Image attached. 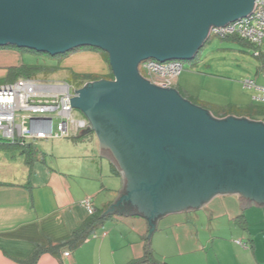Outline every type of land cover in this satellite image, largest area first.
Instances as JSON below:
<instances>
[{
    "label": "water",
    "instance_id": "obj_1",
    "mask_svg": "<svg viewBox=\"0 0 264 264\" xmlns=\"http://www.w3.org/2000/svg\"><path fill=\"white\" fill-rule=\"evenodd\" d=\"M254 6L255 0H0V47L56 55L90 46L109 54L114 79L93 81L71 98L88 132H97L126 172V193L103 217L135 210L149 219L151 240L159 218L198 210L216 194L264 201V123L216 118L139 70L148 59H193L212 26L247 16ZM101 113L116 128L99 124ZM127 155L146 163L147 173L126 170Z\"/></svg>",
    "mask_w": 264,
    "mask_h": 264
},
{
    "label": "crops",
    "instance_id": "obj_2",
    "mask_svg": "<svg viewBox=\"0 0 264 264\" xmlns=\"http://www.w3.org/2000/svg\"><path fill=\"white\" fill-rule=\"evenodd\" d=\"M179 82L180 77L176 85ZM87 132L47 139L58 140L48 152L32 141L36 149L31 164L20 146L0 141L4 149L21 148L19 152L0 151V264H28L39 246L68 240L92 218L82 205L85 198L92 197L95 210L105 213L123 194L125 170L105 152L98 134L97 146L78 138ZM105 178L112 179L107 183ZM221 195L229 194H219L201 208L220 204L222 212L210 218L188 215L185 221L162 228L156 239L162 238L163 243L158 245L155 239L152 246L158 260L165 264H264V201L247 202L246 196L230 193L237 200L229 206L223 197L216 202ZM111 212L106 218L113 216V223L102 221L79 247L45 251L32 264H146L140 258L149 240V219L135 210ZM131 217L137 218V224ZM168 228L169 234L163 232Z\"/></svg>",
    "mask_w": 264,
    "mask_h": 264
},
{
    "label": "rangeland",
    "instance_id": "obj_3",
    "mask_svg": "<svg viewBox=\"0 0 264 264\" xmlns=\"http://www.w3.org/2000/svg\"><path fill=\"white\" fill-rule=\"evenodd\" d=\"M256 52H260V55H257ZM58 60V58L49 57L36 51H21L11 46L0 47V84L8 82L5 75L9 66L21 64H56ZM60 61L62 69L59 72L48 77L40 75L38 78L46 81L72 82L70 75L77 73L97 75L100 77L98 80H101L106 79V76L111 71L102 54L96 49L84 48L61 58ZM182 62L184 70L179 76L180 82L177 86L185 96L187 95L195 100L204 102L208 106L210 105L216 113L222 107L231 105L246 109L250 106L259 112L260 115L258 117L264 121V102L254 100L253 93L255 91L243 86V80L245 79H252L258 85H264V41L261 46H252L235 37L230 39L210 37L193 59L182 60ZM246 109L244 110L245 112ZM74 113L78 117H85L78 109H75ZM78 138H84L97 146V137L93 130L84 135H79ZM0 141H4L1 133ZM57 142L58 140L56 139L35 141L38 149L47 152L51 151L53 145ZM8 148L12 149H4L0 145V151L19 152L21 150V148L14 146ZM110 179L112 178H105V181H111ZM219 197H223L229 206L237 200L236 196L229 194L218 196L216 202L219 200ZM214 208L216 209L215 212H213ZM221 209L223 207L220 204L217 207L215 205H211L210 207L206 205V207L198 210L175 212L162 216L158 222L157 231H154L151 238L152 246L155 244L154 240L160 235L162 228L169 227L170 224H175L179 220L185 221L188 215H190L189 217L204 215L210 218L211 215L222 212L220 211ZM112 220H114L113 216H110L104 218L102 221L113 223ZM129 220L137 224V218L131 217ZM220 220L224 222L221 223L224 225L225 221L223 220L225 218ZM197 222L201 223V221ZM205 224H208V221ZM167 230L169 228L163 232H168L169 234ZM156 242L158 245L163 243L162 238L159 241L156 239Z\"/></svg>",
    "mask_w": 264,
    "mask_h": 264
},
{
    "label": "built area",
    "instance_id": "obj_4",
    "mask_svg": "<svg viewBox=\"0 0 264 264\" xmlns=\"http://www.w3.org/2000/svg\"><path fill=\"white\" fill-rule=\"evenodd\" d=\"M209 37H235L252 46L264 41V0H255L251 13L222 26H212ZM260 55V52H256ZM140 73L160 87H175L184 70L182 60L148 59L139 65ZM243 86L255 90L256 101L264 102V86L255 80H243ZM76 89L68 81H46L20 77L0 84V133L5 140L35 142L49 138H68L90 127L86 117L75 115L71 98ZM89 215L94 214L92 197L82 201ZM65 255H69L66 252Z\"/></svg>",
    "mask_w": 264,
    "mask_h": 264
},
{
    "label": "trees",
    "instance_id": "obj_5",
    "mask_svg": "<svg viewBox=\"0 0 264 264\" xmlns=\"http://www.w3.org/2000/svg\"><path fill=\"white\" fill-rule=\"evenodd\" d=\"M230 38H234V37H228L225 39H230ZM241 40V39H240ZM11 47H15L20 49L21 51H36V50H32V49H28V48H19L18 46H14V45H8ZM84 48H90V49H96L98 50L103 58L105 59V61L108 63L109 65V69L111 70L110 73H108V75L106 76V79H114V73L113 70L111 68L110 62H109V54L106 51H103L99 48H95V47H90V46H81V47H77L74 48L68 52L65 53H60V54H56V55H52L49 54L47 52H39V53H43L49 57H53V58H58V63L56 64H21V65H13V66H9L7 68V73L5 75L6 80L9 82H14L15 80H17L20 77H26V78H36V79H40L38 78L40 75L43 77H48L54 73L59 72L62 69V65L60 64V59L70 55L73 52H76L78 50H83ZM38 52V51H36ZM97 75H92V74H77L74 73L73 75H70V80L68 81L69 83H71L76 89H81L85 86H87L88 84H90L91 82H93L94 80H98L100 79V77H95ZM42 80V79H41ZM175 88L180 92V94L187 100H189L192 103H195L205 109H207L214 117L219 118V119H224L230 115H234L236 117L239 118H247L250 120H254V121H258L261 120L263 121L260 117H258L260 114L257 110L251 108L250 106L246 108H242V107H236L234 105L231 106H227V107H222L217 113L214 112L211 108V106L206 105L204 102L198 101L197 99H193L189 96H185L183 94V92H181V90L178 88L177 85H175ZM246 109V112L244 111ZM8 143L13 144V145H17L20 146L23 150L24 153L27 154V160L28 163H32L34 161V149L35 145L33 144V142H26L23 140L20 141H9L7 140ZM34 147V149H33ZM105 210H100L97 211V209L95 210L94 214H92V218L91 220L82 228H80L79 230H77L76 232H74V234L65 242H63L62 244H58V245H54V246H49V247H43V246H39V248L34 252V254L32 255V257L29 260L28 264H32L34 263L39 256L44 253L45 251H51L52 249L54 250H58L61 248L66 247L67 245H70L71 248H77L80 245H82L92 234H94V232L96 231V229L100 226V223L102 222V220L106 217H102V214L104 213ZM239 218H242V216H239ZM139 261V260H136ZM140 261L146 263V264H162L163 262H161L160 260H158L155 256V252L154 249L152 247L151 241H149L148 239H146V243H145V252L142 258H140ZM165 264V263H163Z\"/></svg>",
    "mask_w": 264,
    "mask_h": 264
},
{
    "label": "flooded vegetation",
    "instance_id": "obj_6",
    "mask_svg": "<svg viewBox=\"0 0 264 264\" xmlns=\"http://www.w3.org/2000/svg\"><path fill=\"white\" fill-rule=\"evenodd\" d=\"M195 104V103H194ZM197 105V104H196ZM103 114L101 113V114H99V115H97L96 116V119L98 118V123L99 124H102V123H105L106 124V127L108 126L107 125V119L106 118H100V116H102ZM106 119V120H105ZM110 129H114V128H116V127H114L113 125L112 126H108ZM107 127V128H108ZM118 131V130H117ZM95 132V134H97V132L96 131H94ZM104 149V148H103ZM105 151H109L108 149H104ZM124 150V149H123ZM109 152H111V151H109ZM123 152H128V150H126V151H123ZM113 155V154H112ZM113 159L116 161V163L122 168V166H121V162L122 161H120L119 159H117L114 155H113ZM136 158H132V156H130V155H127V156H124V161H125V163H123L124 164V168H126V170H128V171H133L134 173H135V171H136V174L138 173H140V174H146L147 173V166H146V163H143V161L141 160V159H136ZM211 176V175H210ZM211 181H213V183H215L214 182V175H212L211 176ZM148 181V180H147ZM126 184H127V182H126ZM215 185V184H214ZM127 186V185H126ZM142 191H144V192H146L147 190H146V188H145V186H142V189H141ZM126 191H127V189H126V187H125V190H124V193H126ZM217 195H219V194H216L215 196H217ZM124 204H126V206L127 207H129V208H133L130 204H129V202H126V203H124ZM192 210H194L193 208H188L187 210H185V211H192Z\"/></svg>",
    "mask_w": 264,
    "mask_h": 264
}]
</instances>
